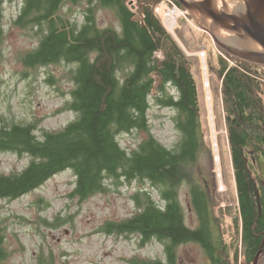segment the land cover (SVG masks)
I'll return each mask as SVG.
<instances>
[{
	"label": "trees",
	"instance_id": "obj_1",
	"mask_svg": "<svg viewBox=\"0 0 264 264\" xmlns=\"http://www.w3.org/2000/svg\"><path fill=\"white\" fill-rule=\"evenodd\" d=\"M64 1L23 0L15 24L38 27L37 45L22 57L26 66L60 61L71 65L73 86L65 109L75 118L38 137L35 123H7L0 117V151L31 157L21 171L0 174V199L17 198L66 169L75 176L71 196L79 200L103 192L107 179L148 182L156 188L158 200L145 189L134 192L137 211L120 221L104 222L99 231L137 234L143 242L154 238L163 244L165 259L133 260L136 264H178L176 247L187 242L200 245L208 260L205 264H232L209 187L193 174L207 147L204 110L192 69L196 61L185 55L154 15L158 0H137L135 11L128 0H70L86 2L80 22L58 13ZM97 8L110 9L120 30L99 27ZM216 73L220 91L216 124L225 130L238 204L233 222L240 231L245 263L250 264L264 238V66L221 50ZM152 104L174 111L179 139L171 148L151 132ZM132 130L145 136L126 150L117 135ZM182 184L188 187L189 204L197 216L195 228L184 221L179 200ZM6 255L0 228V262ZM38 264L51 262L39 257Z\"/></svg>",
	"mask_w": 264,
	"mask_h": 264
},
{
	"label": "rangeland",
	"instance_id": "obj_2",
	"mask_svg": "<svg viewBox=\"0 0 264 264\" xmlns=\"http://www.w3.org/2000/svg\"><path fill=\"white\" fill-rule=\"evenodd\" d=\"M22 4L23 0H2L1 3L0 117L7 123H35L34 133L41 137L45 131L59 130L75 118L74 112L65 109L73 86L71 65L64 61L42 66L23 63V55L37 45L39 34L36 33L38 27L22 28L15 24ZM85 6V1L74 4L66 0L58 13L80 22ZM131 10H136V4ZM185 12L179 27L173 34L168 33L185 55L196 61L192 69L204 110L207 147L199 155L193 174L197 179H204L209 187L232 264H246L240 231L233 222L238 214V204L226 134L224 128L216 124V108L219 109L220 104L216 56L222 49L204 30L206 24ZM96 21L99 27L120 30L119 21L110 9L97 8ZM201 52L206 57L208 85L204 83ZM156 55L160 57V52ZM173 116L172 109L155 104L148 111L151 132L166 148L173 147L179 139ZM144 136V132L132 130L119 133L117 139L124 149L130 150ZM214 136L221 158L220 178L212 143ZM30 159L28 155L0 151V174L21 171ZM74 182L73 172L66 169L17 198L0 199V228L7 252L0 264H38L39 257L51 264H136L133 260L165 259L163 244L154 238L143 242L137 234L109 235L99 231L104 222L120 221L137 211L132 199L134 192L145 189L158 200L155 187L138 180L127 182L122 179L120 183H112L113 180L107 179L103 192L79 200L71 196ZM179 200L185 223L195 228L197 216L190 207L186 184L179 188ZM175 251L178 264H205L208 261L203 249L194 242L179 244ZM235 252L237 259L234 261ZM258 264H264V254L259 255Z\"/></svg>",
	"mask_w": 264,
	"mask_h": 264
},
{
	"label": "water",
	"instance_id": "obj_3",
	"mask_svg": "<svg viewBox=\"0 0 264 264\" xmlns=\"http://www.w3.org/2000/svg\"><path fill=\"white\" fill-rule=\"evenodd\" d=\"M203 23L213 42L227 54L248 63L264 66V0H177ZM245 170L251 177L246 164ZM259 212L261 204L253 182ZM264 238L252 264L264 254Z\"/></svg>",
	"mask_w": 264,
	"mask_h": 264
},
{
	"label": "built area",
	"instance_id": "obj_4",
	"mask_svg": "<svg viewBox=\"0 0 264 264\" xmlns=\"http://www.w3.org/2000/svg\"><path fill=\"white\" fill-rule=\"evenodd\" d=\"M136 2L137 0H128L127 5L131 9ZM153 12L165 30L172 34L179 27V20L186 13L173 0H158L153 6Z\"/></svg>",
	"mask_w": 264,
	"mask_h": 264
},
{
	"label": "bare ground",
	"instance_id": "obj_5",
	"mask_svg": "<svg viewBox=\"0 0 264 264\" xmlns=\"http://www.w3.org/2000/svg\"><path fill=\"white\" fill-rule=\"evenodd\" d=\"M199 55H200V58H201V61H202L201 65H202V70H203L204 83H205V85H208V73H207V67H206L205 53L201 52V53H199ZM207 91H208V89H207ZM215 136H214V138L212 137V140H213L212 143H213V147H214V149H213L214 150V154H215V157H216V170H217L219 178H220V176H221L220 159L221 158L219 156V150L216 149V147H218V141H217ZM218 149H219V147H218ZM219 181H220V185L223 187V184H222L221 180H219Z\"/></svg>",
	"mask_w": 264,
	"mask_h": 264
}]
</instances>
